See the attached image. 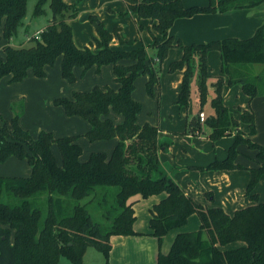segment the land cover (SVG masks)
<instances>
[{
	"label": "trees",
	"instance_id": "1",
	"mask_svg": "<svg viewBox=\"0 0 264 264\" xmlns=\"http://www.w3.org/2000/svg\"><path fill=\"white\" fill-rule=\"evenodd\" d=\"M123 1L138 19L153 22L151 44L156 50V59H150L148 64L144 49H112L113 39L121 44L127 42L119 37L118 28L107 31L96 18H92L96 35L88 47L77 48L67 22L76 16L77 10L74 4L63 0H37L34 14L40 15L48 2L52 17L38 39L29 40L33 41L32 45L6 44L2 48L0 79L8 76L9 83L21 82L28 70L35 77H44L45 67L52 66L61 57V75L65 81L74 82V67H81L85 72L93 66L98 70L112 65L114 81L119 87L115 91L108 86H94L87 92H74L71 99L54 101L66 116H77L88 122L90 128L84 136L89 142L117 139L109 157L103 152H94L86 161H81L77 136L55 138L51 132L41 131L32 138L18 124L22 108L16 111L14 104L10 124L0 116V163L9 157L25 159L31 170L27 177L0 176V264H57L61 257L72 264H82L88 247L100 252L107 262L111 236L137 235L133 230L135 215L128 199L134 195L147 198L161 193L165 196L153 205L149 219L151 235L158 246L156 264H264V202H259L254 192L264 173V147L249 139L255 133L252 111L237 107L239 115L234 118L222 102L223 78L217 76L211 78L213 115L205 117L203 124L197 116L186 119L185 123V133L192 135L195 131L200 133V126L205 125L209 130L206 137L211 141L233 135L234 141L223 160L191 167L201 171H249L245 195L252 204L229 215L221 207L195 202L171 177L159 172L157 153L167 144L159 143L156 126L137 123L141 104L132 98L134 81L141 74L148 76L146 92L152 95L160 64L172 47L182 52L181 58L169 65V72L183 71L175 102L179 107L188 110L190 106L191 64L195 58L199 88L209 78L206 57L210 51L218 52L220 73L227 77L228 85H240L249 99L264 95V23L245 39L227 37L184 45L168 35L178 18L252 8L264 0H209L205 6L189 7L181 0ZM26 2L0 0V38L10 40L14 36L25 15ZM122 60L133 63L124 65L120 63ZM253 65H262V68L255 74L250 69ZM199 90L197 87L204 100L205 90ZM110 112L122 116V121L116 123L108 118ZM239 123L247 125V137L243 136ZM52 144L58 146L61 164L55 160ZM242 144L256 151L258 167L245 168L235 163L237 147ZM206 196L211 199L209 192ZM192 214L198 216V229L177 233L168 251L162 252L167 234L184 226ZM235 242L242 245L223 249Z\"/></svg>",
	"mask_w": 264,
	"mask_h": 264
},
{
	"label": "crops",
	"instance_id": "2",
	"mask_svg": "<svg viewBox=\"0 0 264 264\" xmlns=\"http://www.w3.org/2000/svg\"><path fill=\"white\" fill-rule=\"evenodd\" d=\"M64 1L67 4H71L72 0ZM120 1L123 3L124 7L127 10L124 1ZM181 1L186 7L195 5L205 6L209 2V0ZM128 13L130 14V16L136 18L137 21L145 20L148 23L149 28L152 27L153 22L151 20L138 19L136 15L131 14L129 11ZM67 22L70 25V20H68ZM263 23L264 3H261L255 7L241 10H230L223 13L197 14L189 18H178L169 28L168 35L173 36L175 40H179L184 45H189L192 43H204L207 41L223 39L227 37L245 39L251 37L254 34L255 30ZM122 40L126 42V40ZM5 41L6 44H9V40L5 39ZM3 47H1L0 50V58H4L2 49ZM110 47L114 50H120L125 49L126 45L121 44L117 39H113L110 43ZM212 52L217 53V56L215 57H218L217 63L219 64V68L217 72L214 69L211 70V68L209 67L211 78L222 76L223 81H227V77L225 75H221L220 73V60L218 52H209L207 55V59ZM181 54L182 52L179 50L177 59L181 57ZM58 59H60L61 61V57H58ZM120 63L129 65L133 62L130 60H122ZM108 66H110L111 68L112 65ZM108 66H101L100 69L106 68ZM48 67L49 66L45 67V71L46 69H48ZM92 70L97 69L93 66L88 69L87 72ZM76 71H78V74H82L81 67H74L73 72L76 73ZM179 72L180 74L177 76L178 86H180L179 80L181 81L182 76V72ZM32 77L34 78L32 71L28 70L26 78L21 82L9 83L8 76L0 79V115L5 120H11L14 114L12 105H15L16 102H20L21 99L26 104L25 109L27 110V112L29 111L30 104L42 101L41 94L43 90H45V88L49 87L26 86L28 80L32 83H35V80H33ZM145 77L147 81L148 77L146 75ZM198 84H200V80H198L196 83V87L200 89L199 91H201L202 89L205 90V81L202 85L203 87L201 88H199ZM118 87L119 85L114 81L112 89L116 91ZM133 92L132 98L134 99ZM175 94L177 97L178 93L175 92ZM238 99H240L238 107L242 109H249L254 115L255 133L249 136V139L252 142L264 147V95L249 99L244 94V96L242 97L239 96ZM227 108L230 110L234 118H238V110H235L233 108L230 109L228 106ZM149 109H152V105H150ZM145 110L147 109L145 108ZM140 113L137 115V123L139 125L144 124L145 121L151 122L149 123L151 126L155 125L153 124V117L145 115V112H142L141 114ZM23 114L24 111L22 109V112L18 118V122L21 126L24 122ZM117 117H120L119 122L116 120ZM108 118L112 119L116 123H120L122 121V116L115 115L113 112L109 113ZM83 121L86 123V129H84L82 133L84 132L85 134V132L89 130L90 126L87 121ZM22 128L25 129V127L23 126ZM239 129L244 133H248V127L245 124L239 123ZM180 132L181 131H173L171 132V134H169V132L166 130L158 129L159 143H165L164 139H162L161 136H169L172 139L166 152H163L165 149L158 150L157 158L159 163V172L171 177V179L183 190V192L187 196L192 198L195 202L203 204L207 207H221L229 215H231L237 209H241L248 205H251L252 202L245 195V188L250 176L247 169L217 171H198L190 169L191 167L204 166L214 160V158H222L221 156L226 155V148H229L234 141L233 135L224 136L216 141H211L206 137V135L200 136V133L198 135L183 134L179 136L178 134H180ZM208 132L209 130L206 129L205 134H207ZM95 142L99 143L98 141ZM76 143L78 144V138L76 140ZM96 143V147L94 148L95 151H100L103 150L102 148L109 147L108 145L103 146L102 144ZM116 143L117 139H112L109 145H116ZM217 148L218 150H216ZM237 148L239 153L235 160L236 163H239L247 168H256L259 166V162H257L255 158V150L248 149L244 144L239 145ZM105 150L106 149H104L103 151ZM13 159L17 158L9 157L7 161H12ZM80 160L85 161V158L80 157ZM20 161H24L27 164V161L25 159ZM27 166L30 170L28 164ZM19 174H21L22 176H27L28 173L23 172ZM156 175L157 174H155L154 176ZM197 180L198 183H196ZM216 187H218L219 189L218 197L213 194V197H211L212 199L207 198L206 193H208V190L214 189ZM222 189H224V191H222ZM254 192L257 193L259 202H264V173L258 179L255 185ZM164 196L165 195L163 193L152 195L147 198H142L140 195H134L128 199L127 202L132 205L134 211L135 221L133 223V230L137 233V235L111 236V248L108 254L107 264H156L158 246L156 239L151 235V229L149 227L150 210L153 205L157 204ZM199 224L200 223L198 216L196 214H192L188 218L187 223L184 226L173 229L167 234V236L163 240L161 251H168L170 243L177 233L197 230ZM239 243L240 242L228 244L227 246L223 247V249H229L242 245L241 243Z\"/></svg>",
	"mask_w": 264,
	"mask_h": 264
},
{
	"label": "rangeland",
	"instance_id": "3",
	"mask_svg": "<svg viewBox=\"0 0 264 264\" xmlns=\"http://www.w3.org/2000/svg\"><path fill=\"white\" fill-rule=\"evenodd\" d=\"M36 2L37 0H27L25 15L21 19V23L17 27L16 33L9 40V44L11 46L26 47L32 45L33 41H29L27 37L29 38L36 31L43 30L50 23L52 14L48 6V2L43 5V12L40 15H35L34 8ZM71 4H74L77 10L76 16L70 19L72 38L77 48L89 46L91 38L95 35V25L92 18H96L101 21L103 27L107 31H112L114 28L119 29L118 34L119 36H121L120 38L126 40L127 42L126 44H124L126 45V48L120 49V51L144 49L147 56V64L150 59L153 61L156 59V50L152 47L151 44L152 33H154L152 27L149 28V25L145 20L137 21L136 18L130 16L120 0H80L79 2H75L74 0H72ZM5 42L6 41L4 37L1 36L0 50L1 47L6 45ZM179 50L180 49L178 47H172L167 51L165 59L160 64L158 70V83L153 85L154 87L152 95H148L146 92L147 81L145 75L143 74L139 75L135 79L133 93L134 100L141 104V113L145 112V115L153 117V124H155L154 126H156L159 130L168 131L169 134H171V132L173 131H181L180 134H178L179 136H181L183 134H187L185 133L184 128L186 119H190L192 116H197V113L200 110L204 112L205 117L213 115V110L210 106L212 86L209 67L211 68V70L214 69L218 72L219 64L217 63L218 57H215L217 56L216 52H212L209 55L208 59L206 57L207 72L209 78L205 80V98L203 100L202 98H200L196 87L197 81L200 80V75L197 68V59L195 58L193 60L191 64L193 74L190 83V106L188 110H186L184 107H179L175 103L177 100L175 92L179 93L180 90V86H178L177 76L180 74L179 71H181L183 75V71L176 70L177 72H169L170 63L181 58L180 57L179 59H177ZM261 68L262 65H253L250 67L251 71L255 74L260 71ZM99 69L89 72H83L82 70V74H78V71H76L77 74L73 72L75 80L74 82L69 83L62 78L61 61L57 58L54 64L46 69L44 77H32L33 80H35V83H32L28 80L26 86L49 87L43 90L41 94L42 101L30 104L28 112L25 109L26 104L22 99L20 100V102H16L15 104L16 111L20 110V108H22L24 111V122L22 126L25 127V130L27 129L30 136L32 138H35L41 131L51 132L55 138L64 136H77L78 144L81 147L80 157H84L85 161L89 158V155L94 152H103L109 157L115 147V145H109L112 139L98 141L99 143L95 142L96 144H102L103 146L108 145V148H102L103 150L106 149L107 152L106 150L95 151V143L89 142L84 136V132L82 133V131L86 129V123L77 116H66L63 108L54 104V101L57 98L71 99L74 92H87L90 91L94 86L104 87L107 85L112 89L114 84L112 66L111 68L110 66H108L106 68L100 70ZM179 82L180 85L181 81L179 80ZM221 96L223 104L225 105L226 103V107L228 106L230 109L233 108L237 110L240 101V99L238 98L239 96H244V93L240 85H228L227 81H223ZM150 105H152V109H149ZM145 108L147 110H145ZM2 119L4 118L2 117ZM116 120L119 122L120 117H117ZM5 121L10 124L11 120ZM145 123L149 124L151 122L145 121L144 124ZM206 129L207 127L205 125L200 126V136L206 135ZM243 136L247 137L248 135L247 133L243 132ZM161 138L164 139L165 144L168 145L163 151L166 152L172 139L169 136H161ZM227 149L228 147L226 148V150ZM216 150H218V148ZM51 151L55 157V160H57V163L61 164V156L56 144L51 145ZM221 157L222 158H214V160L221 161L226 157V155H223ZM23 172H27V176H29L31 170L28 169L26 162L20 161V159H13L12 161L6 160L5 162L0 163V176L12 177L19 175L21 177L22 175L19 173ZM196 183H198V180L196 181ZM214 189H209L208 192L211 194V197H213V194L218 197L219 189L218 187ZM222 191H224V189H222ZM96 221L99 222L101 221V219L96 218ZM57 264L72 263L68 259L61 257L59 258ZM82 264H107V262L100 252L91 247H88L83 254Z\"/></svg>",
	"mask_w": 264,
	"mask_h": 264
},
{
	"label": "built area",
	"instance_id": "4",
	"mask_svg": "<svg viewBox=\"0 0 264 264\" xmlns=\"http://www.w3.org/2000/svg\"><path fill=\"white\" fill-rule=\"evenodd\" d=\"M39 34H40V31H37L35 32L32 36H30L29 38L27 37L28 40L30 39H38L39 37ZM197 119H198V122L200 124H203L204 123V120H205V114L202 110H200L198 113H197ZM199 132L198 131H195V135H198Z\"/></svg>",
	"mask_w": 264,
	"mask_h": 264
}]
</instances>
